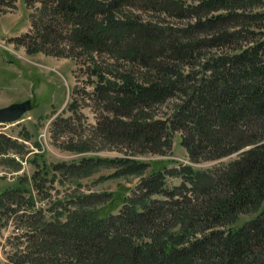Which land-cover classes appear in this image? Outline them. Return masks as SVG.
Segmentation results:
<instances>
[{
  "label": "trees",
  "instance_id": "obj_1",
  "mask_svg": "<svg viewBox=\"0 0 264 264\" xmlns=\"http://www.w3.org/2000/svg\"><path fill=\"white\" fill-rule=\"evenodd\" d=\"M256 1L262 0H202L188 10L177 0H25L39 6L30 29L10 41L28 53L92 65V94L114 116L102 114L93 126L104 141L162 152L178 131L191 162L233 157L205 169L150 171L114 206L115 213L97 207L112 193L49 200L46 185L79 180L110 161L122 174H142L149 164L93 156L48 166L32 160L36 169L29 177L20 175L0 191V237L13 227L6 238L13 249L10 264H264V10L241 12ZM0 3L13 7V0ZM158 3L169 15H197L190 29L201 36L180 41L170 29L130 12ZM215 9L226 12L200 16ZM100 55L137 62L150 75L137 82L124 70L117 82L105 76ZM169 99L166 116L155 119L151 107ZM61 123L69 126L67 118ZM18 135L23 141L31 136L25 130ZM65 148L85 151L88 141ZM26 149L0 132V164L18 170L15 156L23 158ZM166 174L179 176V184L168 188ZM45 200L46 206L37 205ZM250 212L256 214L233 225Z\"/></svg>",
  "mask_w": 264,
  "mask_h": 264
},
{
  "label": "rangeland",
  "instance_id": "obj_2",
  "mask_svg": "<svg viewBox=\"0 0 264 264\" xmlns=\"http://www.w3.org/2000/svg\"><path fill=\"white\" fill-rule=\"evenodd\" d=\"M177 1L181 2L184 9L189 10L202 0ZM12 5L13 7H9L5 3H0V107L26 100H29L31 107L17 121L0 124V132L17 137L27 146V153L23 158L15 156L20 162L18 170L0 164V191L8 186H14L20 175L29 177L36 169L32 160H37L40 165L43 161L48 166L50 163L77 161L81 156H93L109 160L128 158L149 164L142 174H122L118 172L120 165L110 161L109 164L108 162L100 164L94 173L79 180L69 178L62 183L56 181L51 188L48 184L46 185L51 194L49 200H52L54 196L60 197L74 192L112 193V198L108 197L109 199L107 198L97 207L104 205L105 211L112 210V213H115L117 209L114 206L120 204L123 196H130L140 179L150 171L157 169L166 171V169L179 168L183 165H190L194 169H205L219 161L227 162L233 157L232 155L216 161L191 162L185 148L179 143L180 132L178 131L171 135L172 144L162 149V152L141 153L134 146H125L123 143L110 145L104 141L93 130V126L97 120L101 119L102 114H108L109 118L114 116L105 111L102 108L103 102L97 101L92 94L95 80V77L91 75L92 65L82 58L58 57L42 52L28 53L24 46L10 41L14 36L30 29V16L39 3L25 4V0H13ZM160 6L161 4L158 3L154 7L134 8L130 12L141 22L170 29L171 34L177 36L180 41L201 36L199 32L190 29V24L196 21L197 15L189 11H183L179 16L169 15L160 10ZM244 8L246 9L241 12H262L264 0L256 1L255 5ZM221 12L226 11L224 9L201 11L200 16L207 18ZM215 50L220 51V48ZM97 63L106 77L117 82H120L118 76L124 70L131 71L137 82H143L144 78L150 75L139 63H129L124 59L117 61L106 55H100ZM171 104L172 99H169L161 104H154L149 111L153 113L155 119L165 117ZM65 118L69 123L66 129L61 125V119ZM54 121H56L55 125ZM23 130L31 134L29 140L23 141L18 135ZM52 131L60 135H53ZM80 140L88 141V148L85 151L78 152L65 148L67 143ZM165 180L168 188L180 182L179 176L170 174H166ZM76 182L81 184L78 186ZM155 197L161 198L162 195L156 194ZM47 201H40L37 205L46 206ZM255 214V212L242 213L233 225H240ZM12 233V225L2 230L0 264H10L7 253L13 249L6 242V238Z\"/></svg>",
  "mask_w": 264,
  "mask_h": 264
},
{
  "label": "water",
  "instance_id": "obj_3",
  "mask_svg": "<svg viewBox=\"0 0 264 264\" xmlns=\"http://www.w3.org/2000/svg\"><path fill=\"white\" fill-rule=\"evenodd\" d=\"M30 107L31 104L29 100L14 102L0 107V124L17 121L25 111L30 109Z\"/></svg>",
  "mask_w": 264,
  "mask_h": 264
}]
</instances>
